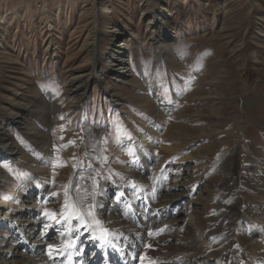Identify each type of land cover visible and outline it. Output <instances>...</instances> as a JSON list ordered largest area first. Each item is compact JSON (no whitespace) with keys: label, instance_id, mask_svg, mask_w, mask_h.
Returning a JSON list of instances; mask_svg holds the SVG:
<instances>
[{"label":"rangeland","instance_id":"obj_1","mask_svg":"<svg viewBox=\"0 0 264 264\" xmlns=\"http://www.w3.org/2000/svg\"><path fill=\"white\" fill-rule=\"evenodd\" d=\"M47 95L54 96L52 103ZM252 96L264 103V0H0V154L7 160L0 170V206L11 202L0 219L20 225L14 221L20 215L10 214L31 207L20 194L25 188L46 194L51 209L36 210L56 219L67 179L75 175L83 182L94 173L98 186L115 191L128 190L126 180L137 183L138 197L128 191L131 200L121 201L127 209L120 200L111 209L128 220L136 199L146 207L161 203L177 179L176 191L192 198L180 199L175 213L193 225L189 207L198 204L204 233L218 214L230 253L254 263L263 258L264 235L255 239L260 244L254 252L235 244L245 231L264 233L260 220L244 214L264 198V188H256L259 174L252 172L264 165V107L246 104ZM147 132L150 147L138 139ZM91 146L104 148L110 167L89 165ZM136 154L135 163L126 160ZM44 161V172H36L35 164ZM144 212L127 222L161 228L155 221L161 212ZM173 228L165 242L154 233L145 245L138 242L139 264L176 263L162 257L175 244ZM0 231V249L14 250L3 248L9 235ZM65 231L48 233L53 238Z\"/></svg>","mask_w":264,"mask_h":264},{"label":"bare ground","instance_id":"obj_2","mask_svg":"<svg viewBox=\"0 0 264 264\" xmlns=\"http://www.w3.org/2000/svg\"><path fill=\"white\" fill-rule=\"evenodd\" d=\"M118 47L117 49H119ZM113 54L112 56H109L108 63H111L110 60L113 59L112 58ZM75 79H77V77H75ZM47 96L48 97L46 98L44 96V98L47 100V102L52 103V99H54V96L53 98H51L50 95H47ZM260 99L256 96H252V98L246 101V104L253 105L255 106V108H258L259 106L264 107V103L260 101ZM165 107L168 108V106H165ZM50 108H53V106L51 105ZM161 108L163 109V107ZM48 123H50V121ZM53 136L54 134L51 132V135L49 136V138H46L47 144L45 146L50 147L51 141L53 140ZM151 137H152L151 133L147 132L146 134L144 133L142 136H140L138 139L140 140V143L142 145L147 144V146L150 147L152 145V143H150ZM1 139H0V142H1ZM5 144L8 145L9 142L7 141V143L5 142ZM87 147H89V145ZM257 148L258 147H256V149ZM102 149L103 150L97 149L95 146H91L89 150L86 149L87 154L89 152L91 154V157L90 158L88 157L89 165L96 166V168H101L102 166H105V167L111 166V164L106 163L104 148ZM256 149L253 148V151L255 154L257 152L258 153L260 152V148L257 150ZM11 150L13 151L12 147H11ZM162 150L171 151L170 147H166V146H163ZM45 154L44 155L46 159L50 157L49 152L45 151ZM254 156L257 157L256 155ZM122 157L125 160L124 154H122ZM232 157L233 156L230 155V157H228L226 160L227 161L228 159L231 160ZM3 160L5 162L6 157L3 154L2 155L0 154V170H2V165L4 164ZM126 160H130L131 162V160L136 161V160H139V158L137 154L135 155L134 158L132 155L131 156L129 155L126 157ZM261 161L264 163V160L261 159ZM53 164L55 165L54 162ZM47 165L48 163L46 161L37 162L34 166V169L36 172H39V171L44 172V169H46ZM89 170L90 169H88V171ZM252 172L255 174H259L258 181L260 182V184L256 185L257 190L261 189V187L263 190L264 188V165H262L258 169H252ZM124 177L125 176H123V178ZM96 178L97 177L93 173V175L89 176V178L86 180L87 182L80 181L79 177L77 176L75 177V175L67 179L70 182V186L67 183L68 190L65 189L67 191L63 194V197H62L63 199H62V205L60 208L61 210L58 211L57 216H56L57 220L62 221L60 224H55L52 220L48 219L47 217H43L42 215H39V212L36 210L37 207H39L40 210H42V208L51 209L50 204L46 205V201L48 200L44 196L46 194H43L41 192L39 193V195H34V194L31 195L30 190L32 189L25 188L24 196H23V192L20 194L22 195V198L27 200L26 202L30 203L29 205L32 204L31 207H29L28 208L29 210H27V212L24 214L23 213L16 214L14 211H11V214H10V215H20V217H18L20 219L15 218L14 220V221L19 222L20 225L16 226L14 225L15 224L14 222H12L11 224V221L10 223L2 222V220L0 219V229H3V230L5 229V232H7L6 235H9L7 238L5 237L3 238L5 239L3 248L4 247L5 249L8 248L9 244L14 245L13 246L14 250L10 249L11 252L10 250L3 251V249H0V259H4V261H6L5 264H17V263L18 264H139V261L141 262V260H143L144 262V259L140 260L141 255H139L138 253L139 251H141V248L139 244L137 243L139 242L140 244L142 243L145 245V242L147 243V239L149 240V234L151 233L155 234L156 236L155 240L159 239L158 242L160 241L165 242L167 237L171 236L170 230L172 226H175L176 228H173V230L171 231V232L174 231L173 234L176 238L174 239L175 244L173 243L174 245L171 247V251H170L171 254L170 255L166 254L162 256L163 258L165 259L168 258L172 261L174 260L176 262L175 264H244V262L242 261V257L239 256V253L237 252L230 253L231 245L229 246V242L226 241V236H223L224 234L222 235V232H221L222 227L220 225L222 220L220 219L218 214L217 215L213 214V216L209 219L210 221L209 226H212V230L208 232L209 231L208 229L207 233H204L203 226H201V221H200L201 213L197 210L198 204L197 206L191 205L189 207L190 211H189L188 217L191 220L195 221L193 225H190L189 223H185L183 216L180 215L179 213H175L176 212L175 206L177 205L180 199L182 198L191 199L192 198L191 192L187 193V191H185L184 193H182L181 189L179 192L176 191V188H181V186L177 184V179L174 180V183H175L174 186H171V187L169 186V188H167L169 189L168 190L169 198L164 199L161 203L157 202V204H153L152 202L149 201L146 207L145 205L142 204L141 198H138L135 200V201H139L135 203L137 205V209L136 210L132 209V211H134L135 213L133 212L134 213L133 216L129 218L128 220L132 222L134 219H136V217H145L146 213L144 211L146 209H149V211L151 212L153 211L154 213L161 212L160 213L161 220H155L157 224L159 223V226L161 228L156 229V227L154 226H150V228H148L147 227L149 226L148 224L147 225L142 224L139 227H135V225L129 224L130 222H127L128 220L120 219V216L112 213L111 209L115 210L114 206H116L118 202V201L115 202L116 200H113L111 197V193H113L115 190H113L110 187L104 186V185L103 186L101 185V187L100 186L99 187L100 188L106 187L108 195H105L104 197H102V200L106 204L109 198L111 199V203H109L110 205L108 207L105 206V209L103 211L93 210L90 207V205L93 203V199L97 191V185H99L98 183L100 182L99 181L100 179L97 180ZM132 184H131V181H128V180L124 181V187L129 186V188L128 190L124 192L125 193L124 196L126 198H122V200L127 199V198L129 199V201L131 200L130 196H128L129 195L128 191L134 192L132 199L135 196L138 197V194L134 189V187L137 186V183H132ZM155 188L156 187L152 188L151 192H153V189ZM204 188H205V192L207 196L210 197L211 193L209 192V188L208 187H204ZM27 191L30 192L29 196H26ZM119 191L123 192V190L121 189H119ZM259 195L264 196V190L261 191V194ZM204 199L202 200L203 204H207L208 201ZM122 200H120V203ZM29 201H32V202H29ZM231 203H233V200H231L229 204ZM127 204H122L124 205L125 209H127ZM129 204L131 206L133 203L130 202ZM234 204L239 205L240 201L237 200ZM253 205H252L253 207L249 206L250 209L246 210L244 214H248V215L251 214L254 218H256L257 220H260L262 224L260 225L259 228H261L264 231V198H261V200L255 201ZM10 206H11V202L9 201L6 202L5 200H3L0 206V211H2L3 209H7L8 211ZM219 206L214 205V209L218 208ZM222 208H224L225 211L228 210L226 209V206H220V209ZM54 210L56 211L57 208H55ZM128 211L129 210H127V213H129ZM254 211H256V214L254 213ZM46 224L48 225V227H45ZM84 224H87L89 226L88 231H90L93 235H96L98 230L101 229V227L108 229V232H109L108 239L112 241V243L115 245V247L118 250H114L112 247H104L103 249L93 248L92 243L88 242L87 239L84 237L83 229H81L80 232H76V229ZM52 229H65L66 231L61 235H55L53 238H51V235H49L48 231ZM152 229H156V230H152ZM28 230L30 232L31 231H33L34 233L36 232L33 238L31 235L32 233L30 234ZM195 232L199 234L197 238H194L192 234ZM245 232L246 233H244L245 235L241 240L242 242L241 243L235 242V244L240 245V247H238V249L240 250L243 249L244 251L245 250L247 251V249H250L254 252L259 243L255 241V239L262 238V235H264V233L261 232V230L256 229V228H254L250 232L248 231H245ZM25 233H28V236ZM0 234H2L1 231H0ZM77 235H79L81 237V240L83 241L82 246H86L87 250L84 254L78 253L74 248L70 249L67 247L68 244L72 243L75 240ZM119 238H122V239H119ZM48 239L49 241H51L50 243H47ZM152 243H153V240H152ZM2 244L3 242H0V247L2 246ZM207 244L212 248L209 254L210 256L204 255L205 252L209 250L208 249L206 251V246H208ZM154 245L158 246L156 244ZM49 248L53 249L52 256L55 257L54 259L50 258L49 256ZM56 249H58L59 251H55ZM102 256L104 260H102ZM246 264H264V255H263V258H259V260L257 259L256 262L254 261V263H250L248 261Z\"/></svg>","mask_w":264,"mask_h":264},{"label":"snow or ice","instance_id":"obj_3","mask_svg":"<svg viewBox=\"0 0 264 264\" xmlns=\"http://www.w3.org/2000/svg\"><path fill=\"white\" fill-rule=\"evenodd\" d=\"M43 87V86H42ZM135 163V161H133ZM105 195H108L107 189L100 188L97 185V191L95 193V197L93 199V203L90 205V207L93 210H99L103 211L105 209V203L102 200V197ZM125 195L124 192L119 191L118 189L111 193V197L113 200L119 201L122 200L123 196ZM43 199V198H42ZM91 214V213H90ZM43 217H47L48 219L52 220L55 224H60L62 221L55 219L54 216H51L47 211H44L41 214ZM45 227H48L46 224ZM89 226L87 224L81 225L76 229V232H80L81 229H83V235L87 239L88 242L92 243L93 248H100L103 249L104 247H112L114 250H118L115 245L112 243L110 239L107 237V230H104L100 233V235H93L90 231H88ZM122 239V238H119ZM83 241L81 240V237L79 235L76 236L75 240L68 244L67 247L72 249L74 248L78 253L84 254L86 252V246H82ZM53 249L49 248V256L50 258H55L52 256ZM55 251H59L56 249Z\"/></svg>","mask_w":264,"mask_h":264}]
</instances>
